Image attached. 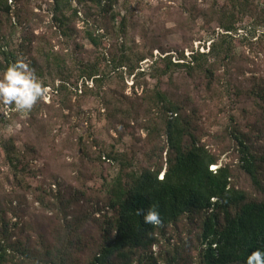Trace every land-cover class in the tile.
<instances>
[{"label": "trees", "instance_id": "16d2710c", "mask_svg": "<svg viewBox=\"0 0 264 264\" xmlns=\"http://www.w3.org/2000/svg\"><path fill=\"white\" fill-rule=\"evenodd\" d=\"M29 1L0 0L1 78L11 64L22 59L42 86H53L56 94H68L72 89L80 90L83 96L92 92L111 111L123 106L124 100L119 96L99 91L105 83L100 63L106 60L107 66L114 70L130 66L131 51L125 46L117 53L111 44L108 58L105 51L98 50L104 35L99 31L101 28H89L85 36L95 51L87 58L81 57L75 50L83 45L76 42L74 50L70 42L78 34L77 21L89 22L92 18L91 9L81 13L72 7V0H53L52 8L42 12L40 6L41 12L30 14L26 8ZM92 1L102 13L110 10L113 13L112 8L118 2ZM257 10L249 0H213L202 11L208 23L214 22L219 27L208 51H193L188 58L182 53L178 62L172 60L171 54L160 56L165 66L162 73L171 77L174 71L183 70L189 78H204L208 90H213L216 64L222 60L229 65L235 59L232 33L237 31L239 20L248 17L253 25L264 26V14ZM35 18L46 20L41 32H37L41 27L34 25ZM118 29L125 31V24L121 22ZM49 33L53 38H62L58 48L52 44ZM145 58L142 55L140 60ZM157 61H153L152 70L160 66ZM228 89L226 84L225 90ZM242 90L239 84L233 93L239 96ZM248 94L264 104V88L252 87ZM139 96L146 104L145 112H149V136L160 134L164 138L166 146L160 151L166 152L165 160L162 157L160 162L129 169L118 154L100 153V159L108 158L122 165L118 175L107 183V205L104 209L86 207L78 212L76 205L82 200L83 191L67 198L61 190L54 191L49 185V192L44 190L52 199L39 200L55 214L56 220L48 225L52 227L47 231L39 228V224L28 225L15 210L10 211L17 217L12 224V216L0 209V264H196V260L197 264H246L254 251L264 253V152L254 145L251 137L255 130L264 133V113L253 128L243 131L237 125L232 130L238 145L239 168L250 182V188H246L237 181L233 163L219 165V156L202 141L193 120L197 111L187 112L189 100L170 90H161L158 85L149 94L143 89ZM62 102L67 106V101ZM140 105H133L127 112L138 111ZM8 107L14 109V105ZM0 144L13 175L21 182L32 173L31 154L36 150L28 147L27 152L21 151L12 138L1 139ZM153 208L161 220L155 226L145 224L143 215L138 214ZM183 219L194 224L196 230H190V237L185 240L180 235L171 251L156 252L154 246L167 235V241L174 238L175 225ZM87 227L96 229L91 247L84 234ZM191 249L197 251L196 255Z\"/></svg>", "mask_w": 264, "mask_h": 264}, {"label": "rangeland", "instance_id": "374dc122", "mask_svg": "<svg viewBox=\"0 0 264 264\" xmlns=\"http://www.w3.org/2000/svg\"><path fill=\"white\" fill-rule=\"evenodd\" d=\"M52 2L30 0L26 3L27 12L39 13L40 6L44 12L47 7L52 8ZM249 2L255 4L256 12L264 14V0ZM93 3L92 0H82L81 3L72 0L73 8L81 13L91 9L93 16L89 22L77 21L78 34L70 43L73 49L76 42L83 45L74 50L81 57H89L90 52L94 54L95 47L85 36V30L100 27L99 31L104 35L98 50L105 51L108 58L111 44L117 53L125 46L131 51V67L126 65L114 70L107 66L106 60L100 63L105 72V83L99 91L104 95L108 92L119 96L124 105L111 111L92 92L83 96L80 90L72 89L68 94L60 95L51 85L46 86V98L39 100L29 112H17L0 103V140L12 138L21 151L27 152L28 147L36 150L31 154L33 160L29 171L32 173L20 182L13 175L0 144V209L7 212L8 217L12 216L11 223L17 219L10 212L15 210L21 217L19 219L29 222L28 225L39 224L38 227L45 231L52 227L48 225L56 220L54 211L39 201L46 197L47 202L52 199L44 190L49 192V185L54 191L61 190L67 198L83 191V198L76 205L78 212L86 207L89 210L104 209L107 183L118 175L122 165L108 158L100 159L102 152L118 154L129 169L160 162L162 157L165 160L166 152L161 154L160 151L166 146L164 138L160 134L149 136V112H145L146 104L139 96L143 89L149 94L157 85L161 90H170L189 100V105L186 102L187 112L197 111L193 120L200 129L202 141L219 156V165L233 163L239 184L250 188L248 177L239 168L238 145L232 137V130L237 125L243 131L253 128L259 115L264 113L261 100L248 94L252 87L264 88V26L253 25L248 17L239 20L237 31L232 33L235 59L229 65L222 60L216 64L214 89L209 91L204 78H189L183 70L174 71L171 77L163 74L165 66L159 57L171 54L172 60L178 62L182 53L188 58L193 51H208L219 27L214 22L208 23L202 11L213 0H118L112 8L113 13L111 10L102 13ZM121 22L125 24L123 32L118 29ZM34 25L40 26L37 32H41L46 20L35 18ZM51 38L56 48L62 44V38ZM142 55L146 58L140 60ZM154 60H158L160 66L152 70ZM89 84L92 85L91 81ZM226 84L228 91L225 90ZM239 84L243 90L236 96L233 91ZM63 100L67 101V106ZM133 105H140L139 110L128 113ZM252 133L254 145L264 152V133L256 130ZM175 226V237L167 241V235L154 246L156 252L171 251L180 241V235L185 240L194 228L187 219ZM95 232L94 228L85 230L89 246ZM190 252L193 256L197 253L195 249Z\"/></svg>", "mask_w": 264, "mask_h": 264}, {"label": "clouds", "instance_id": "9594fccd", "mask_svg": "<svg viewBox=\"0 0 264 264\" xmlns=\"http://www.w3.org/2000/svg\"><path fill=\"white\" fill-rule=\"evenodd\" d=\"M48 89L42 86L39 79L30 70L28 64L18 59L11 64L0 78V103L5 106L14 105V110L21 113L29 112L41 99L46 98ZM143 215L145 224L159 225L161 223L158 211L154 208ZM246 264H264V253L254 251Z\"/></svg>", "mask_w": 264, "mask_h": 264}]
</instances>
